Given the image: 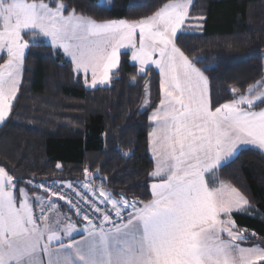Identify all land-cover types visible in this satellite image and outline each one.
I'll use <instances>...</instances> for the list:
<instances>
[{
  "label": "snow or ice",
  "instance_id": "6c2138e0",
  "mask_svg": "<svg viewBox=\"0 0 264 264\" xmlns=\"http://www.w3.org/2000/svg\"><path fill=\"white\" fill-rule=\"evenodd\" d=\"M104 4L103 10L110 11L111 0ZM190 4L168 0L138 20L98 21L75 9L65 15L63 0H0V50L7 55L0 64V123L17 98L25 50L34 42L25 39L28 34L47 38L53 49L63 50L73 71L83 73L85 86L91 88L110 83L120 50L129 49L139 73L149 65L159 70L161 97L148 117L155 160L149 175L156 182L146 202L114 199L103 186L85 183L93 197L98 191L101 203L111 205L109 211L71 183L64 187L79 198L75 204L62 189L41 182L40 188L67 200L86 221L78 230L71 218L53 222L43 206L37 217L25 188L17 193V178L0 167V264H264V246L236 243L248 237L237 229L231 213L243 210L249 201L224 182L214 186L215 172L241 145L264 150V107H258L264 103V78L243 93L233 88V98L213 108L208 78L196 66L198 60L176 43ZM200 22L194 28L202 30ZM145 89L147 93L148 85ZM27 183L34 185L33 180ZM36 202L43 204L40 197ZM47 203L48 211L55 208L51 200ZM78 232L81 238L73 239Z\"/></svg>",
  "mask_w": 264,
  "mask_h": 264
},
{
  "label": "trees",
  "instance_id": "16d2710c",
  "mask_svg": "<svg viewBox=\"0 0 264 264\" xmlns=\"http://www.w3.org/2000/svg\"><path fill=\"white\" fill-rule=\"evenodd\" d=\"M63 2L65 15L75 9L98 21H132L153 14L168 0H112L110 11L99 0ZM198 22L202 30L194 28ZM25 39L34 42L25 53L13 109L0 126V167L17 178V188L30 187L24 180L83 183L86 168L88 173L98 170L102 178L92 188L103 186L115 199L150 200L154 162L148 117L161 98L159 73L152 67L139 73L123 52L109 85L88 88L60 50L41 36L28 34ZM176 43L198 60L196 66L208 78L212 106H219L233 98V88L243 93L264 78V0H194ZM4 60L5 55L0 64ZM221 182L249 201L232 215L248 237L239 244L264 246V153L240 149L215 172L214 186Z\"/></svg>",
  "mask_w": 264,
  "mask_h": 264
},
{
  "label": "crops",
  "instance_id": "0c3cea01",
  "mask_svg": "<svg viewBox=\"0 0 264 264\" xmlns=\"http://www.w3.org/2000/svg\"><path fill=\"white\" fill-rule=\"evenodd\" d=\"M193 1L194 0H191V4H190V6H189V11H190V9H191V6H192V4H193ZM187 21V20H186ZM181 31V30H180ZM179 31V32H180ZM58 50H60L62 53H63V50H61V49H58ZM26 51H27V49L25 50V53H26ZM124 52V51H123ZM122 51H120V53L122 54L123 53ZM64 54V53H63ZM121 54H120V58H121ZM5 55V60L7 59V55L6 54H4ZM3 56V55H2ZM1 56V57H2ZM0 57V58H1ZM66 57V56H65ZM70 62H71V60H70V58L69 57H66ZM129 60H130V62L132 63V64H135L137 67H138V69H139V65L136 63V62H134V61H132V59H131V52L129 53ZM120 63V62H119ZM23 65H24V63H23ZM119 66V65H118ZM150 67H152V68H154L158 73H159V70L154 66V65H149V66H146V69L147 68H150ZM117 69H114L113 70V72H115ZM112 72V73H113ZM111 73V74H112ZM82 76H83V78H84V75H83V73H80ZM205 75V74H204ZM206 76V75H205ZM22 80H23V71H22V75H21V83H20V85H19V90H20V87H21V84H22ZM89 80H90V75H89ZM97 87H99V86H97ZM88 88H91V87H88ZM208 88H209V82H208ZM18 93H19V91H18ZM18 93H17V96H18ZM209 95H210V88H209ZM211 99V98H210ZM15 101V100H14ZM153 112V111H152ZM7 119V118H6ZM2 125V123L0 124V126ZM243 148H254V149H257V150H260V149H258L256 146H254V145H241L240 147H239V150L240 149H243ZM149 149H150V147H149ZM238 150V151H239ZM260 151H262L263 153H264V150H260ZM150 154H151V156H152V159H153V162H154V167H155V160H154V158H153V154H152V152H151V150H150ZM231 160V159H230ZM228 162V161H227ZM226 163V162H225ZM224 163V164H225ZM154 167H153V169H154ZM153 171V170H152ZM152 178V177H151ZM154 182H156L155 181V179L154 178H152V181H151V183H150V186H151V184L152 183H154ZM226 184V183H225ZM220 185V183L218 184V185H216V186H219ZM229 185V184H228ZM90 186V188H92V185H89ZM19 188H25V190H26V192H27V194H28V196H29V198H30V200L32 201V203H33V207H34V209H35V214H36V216L38 217L39 215H40V208L43 206L44 208H45V210H46V212H48V215L51 217V219L53 220V222H55V220H56V218L57 217H59V219H60V221H61V223H63L64 222V220H65V218H71V221L76 225V227H77V229L78 230H80V229H82L83 228V226H84V222L81 220V219H79L75 214H73V212H69L68 211V209L67 208H65L64 206H60L59 205V202H58V200H56L55 198H53V197H51V196H49V195H46V194H43V193H41L39 190H34L32 187H26V186H21V187H18L17 188V193H18V189ZM97 189H99V188H97ZM150 192H151V187H150ZM96 196L100 199V200H102L103 198L102 197H100L99 196V192L97 191L96 192ZM36 197H40L41 198V200L43 201V204H41V203H37L36 202ZM115 199V198H114ZM151 199H152V196H151ZM49 200H51L54 204H55V208L54 209H51V211H48L49 210V208H50V205L47 203ZM247 207V206H246ZM245 207V208H246ZM108 210L109 211H111V205H108ZM238 211H241V210H234L232 213H231V219L233 220V218H232V215L235 213V212H238ZM112 215H113V217H114V212L112 213ZM126 215V214H125ZM115 218V217H114ZM222 219H227V217H221ZM234 221V220H233ZM235 223V222H234ZM73 239H76V240H78V239H80L81 238V233H74L73 234V237H72ZM222 238L223 239H228V237H227V235L226 234H224L223 236H222ZM236 243H238L239 244V241H236ZM240 245V244H239ZM241 247H244V246H242V245H240Z\"/></svg>",
  "mask_w": 264,
  "mask_h": 264
},
{
  "label": "built area",
  "instance_id": "2783aa9c",
  "mask_svg": "<svg viewBox=\"0 0 264 264\" xmlns=\"http://www.w3.org/2000/svg\"><path fill=\"white\" fill-rule=\"evenodd\" d=\"M27 181L29 180H24V182L26 184ZM34 181V185H29L30 187L39 190L41 193L49 195V193L45 192L42 188L39 187V185L41 184V182H43L46 186H51L54 189H62L64 194L66 195V197L70 198L73 202V204L77 203L78 201V197L75 194V192H73V190L71 188H67L64 187V185L66 183H71L73 185V187L79 191L81 194H84L88 199L90 200H94L95 203L101 208V209H107L108 210V205L101 203V200L95 195V197L92 196L90 191H86L85 188L83 187V185L85 183H87L86 181L83 183L80 182H69V181H60V180H51V179H40V180H33ZM90 187V186H89ZM53 198H55L56 200H58L59 205L60 206H65L67 209H69L70 211H72L76 216V209L72 207L71 204H69L67 202V200H60L59 197L56 196H51ZM81 207L85 208L89 213L91 212V209L88 205H84L81 203ZM79 219H81L84 223H86V221H84L82 219V216H77ZM93 219H95V216H93ZM98 222V221H97Z\"/></svg>",
  "mask_w": 264,
  "mask_h": 264
},
{
  "label": "water",
  "instance_id": "95a60500",
  "mask_svg": "<svg viewBox=\"0 0 264 264\" xmlns=\"http://www.w3.org/2000/svg\"><path fill=\"white\" fill-rule=\"evenodd\" d=\"M98 177L102 178V177L100 176V172L97 170V171L94 172V173H89V179L86 180V178H85V181L88 182L89 184L93 185L94 182H95V179L98 178ZM103 179H104L105 181H107L106 178H103Z\"/></svg>",
  "mask_w": 264,
  "mask_h": 264
},
{
  "label": "rangeland",
  "instance_id": "374dc122",
  "mask_svg": "<svg viewBox=\"0 0 264 264\" xmlns=\"http://www.w3.org/2000/svg\"><path fill=\"white\" fill-rule=\"evenodd\" d=\"M100 1V3L103 5V6H107V5H105L104 4V0H99ZM112 1V0H111ZM42 37V36H41ZM42 38H44V37H42ZM45 39V41L50 45V42L47 40V38H44ZM120 51H124V52H128V53H130L131 51L129 50V49H121ZM4 54H6V52H3L2 50H0V57L2 56V55H4ZM263 63H264V57H263ZM22 75V74H21ZM109 85V84H108ZM98 86H101V87H103V86H107V85H98ZM3 123V122H2ZM1 124V123H0ZM37 190V189H36Z\"/></svg>",
  "mask_w": 264,
  "mask_h": 264
}]
</instances>
